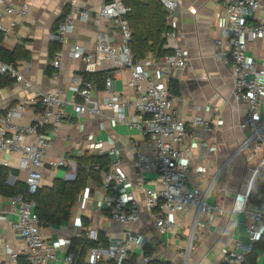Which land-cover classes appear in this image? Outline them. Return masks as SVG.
<instances>
[{
  "label": "crops",
  "instance_id": "1",
  "mask_svg": "<svg viewBox=\"0 0 264 264\" xmlns=\"http://www.w3.org/2000/svg\"><path fill=\"white\" fill-rule=\"evenodd\" d=\"M11 1L16 8L27 3L29 13L24 18L2 17L3 26L9 29V37L5 40L0 33V48L13 52L16 47L22 46L29 51L30 60H20L16 65L23 70L32 87L12 81L10 85L1 88L0 111L25 102V116L18 122L27 125L34 121L41 110L39 93L67 90L73 76L91 74L86 73V66L80 58L69 56L72 46L80 45L92 52L97 35L102 31L110 35L113 45L118 46L120 41L116 37L118 31L111 22L98 18L104 0ZM229 1H182L179 7V29L184 38L181 44L189 58V65L185 70L171 69L163 65L162 58H156L153 53L148 54L153 62L150 69L152 74L162 80L177 97L174 108L177 117L188 123L201 117L215 128L214 133L195 128L184 141L179 163L191 165L186 184L188 189L209 192L208 203L219 207L223 213L213 211L197 216V210L191 206L183 213L173 216L175 225L170 232L157 234L151 214L144 207L140 185L144 178L149 189H159L161 185L158 173L155 170L143 171L138 159L142 154L152 161L155 158L154 147L148 144L139 129L116 124L113 112L105 106H102L103 116L79 115L68 106L64 110L62 126L53 138V146L44 159L41 188H51L59 179L74 180L78 159L87 155L103 156L106 157V171L118 170L134 183V197L140 202L141 217L138 223L129 228L112 221L109 217L107 192L101 181L89 178L85 189H89L90 196L86 205L82 206L78 196L68 222L60 227H43L44 239L58 248L59 260L49 264H69L64 259L74 240H87V233L91 229H95L98 235L103 234L109 242L120 240L127 228L139 233L144 239L143 243L134 246L127 259L130 263L127 261V264L144 255L145 250L151 253L153 260L163 264H224L227 252L237 250L238 244L244 247L248 245V219L244 214H231V210L235 205L246 201L248 206L254 205L264 194V167L261 165L264 152H258L253 145H249L238 153L250 136V131L240 127L246 118L247 105L232 93L234 80L226 65L229 46L224 28L219 27L217 21ZM74 6L88 10L91 17L88 21L81 20L79 16L74 17V32L68 35L64 45L57 43L60 46L58 52L63 54V68L59 70V77L54 79L52 74L55 69L52 63L58 52L52 53L56 43L52 36L58 23L66 19ZM13 22L15 27H11ZM255 22L264 23V10L260 11ZM216 40L224 41V49H216ZM176 43L175 40L166 39L165 48L170 54ZM250 54H260L264 58V48L253 47ZM109 74L112 91L120 94L126 104L130 105L139 97V92L131 86L130 70L120 69ZM71 96L68 91V98ZM93 96L102 101L107 96L105 85L102 88L95 86ZM98 142L103 144L102 155L93 152V146ZM58 158L75 165L74 168L51 167L50 162ZM0 161L8 163L7 167L0 165L9 170L7 186L25 184L27 174L21 167L20 155L4 153L0 155ZM256 170L261 173L255 178L253 172ZM197 171L202 174L199 175ZM11 200L0 195V264H24L22 254L26 244L12 228L16 216ZM8 249L20 255L17 262L11 259ZM255 253L256 261L262 263L264 251L257 249Z\"/></svg>",
  "mask_w": 264,
  "mask_h": 264
},
{
  "label": "built area",
  "instance_id": "2",
  "mask_svg": "<svg viewBox=\"0 0 264 264\" xmlns=\"http://www.w3.org/2000/svg\"><path fill=\"white\" fill-rule=\"evenodd\" d=\"M184 0H159L167 10V23L170 30L164 33L167 40L177 41L171 54L162 58L163 65L175 70H185L189 65V58L185 51L183 34L179 29V7ZM131 8L125 0H104L98 12V18L111 22L118 31L119 45L111 42L107 32H99L95 49L88 52L80 45L70 48L71 58H80L86 66V73L105 72L110 68L128 69L131 72V86L139 92V97L130 105L126 104L122 96L112 91V79L105 80L107 96L100 101L93 96L95 85L84 79L83 75H75L68 89L39 93L41 110L30 124H20L26 113V103L20 102L0 111V155L21 156V167L26 172L25 184L27 190L23 196L13 198L11 206L16 216L12 224L13 230L21 236L26 244L23 257L27 264H49L58 261V248L50 245L43 237V225L35 211L33 196L41 188L43 180L44 159L53 146V138L58 134L65 118L64 110L71 106L76 114L103 116V108L111 110L113 121L129 128H137L145 135L148 144L154 147L155 158L151 161L140 154L138 159L143 171L155 170L158 173L159 189H149L141 179L140 189L144 195V207L151 214L153 226L159 235L166 234L174 228L173 216L183 213L188 207H195L197 216L202 213L223 211L208 203L209 192L187 187L190 174V164H180L183 154V144L187 136L195 128H202L206 133H214L215 128L201 117L192 119L189 123L178 118L175 113L176 95L169 87L157 78L150 69L153 66L148 56L135 62L129 48L132 38L127 17ZM264 10V0H230L223 15L217 18L218 26L223 27L227 37L228 56L226 65L230 69L234 80L233 95L239 96L247 105L246 118L241 124L243 130L250 131V136L238 150L253 145L258 152L264 151V58L262 55L251 56L253 47L264 48V23L255 22L260 11ZM29 13V5L24 3L15 7L11 0H0V33L8 39L9 29L4 27L3 16H18L24 18ZM79 16L83 21L90 20V12L76 6L66 19L58 23L52 40L60 45L66 43L69 34L74 32V17ZM98 22V21H97ZM15 23L11 27H15ZM224 41L216 40L215 46L219 51L224 49ZM63 54L58 52L52 63L55 72L52 78L59 77V70L63 68ZM0 76L17 83L32 84L25 78L23 70L16 64H10L0 58ZM68 91L72 96L68 98ZM103 144L98 142L93 146V152L102 155ZM256 155V152H255ZM0 165L7 167L8 163L0 161ZM264 167V158L261 160ZM50 166L58 168L73 167L65 159H53ZM90 169L97 171L101 177V184L107 192L109 217L112 221L124 227L132 226L140 221V202L134 197L135 185L118 170H102L99 165H92ZM201 175V171H197ZM261 171L253 172L256 178ZM90 196L89 189L79 195V201L85 206ZM247 199V198H246ZM231 214H244L248 219L246 227L248 245L238 244L237 250H230L224 256V264H250L248 256L255 252L258 242H264V194L258 203L248 206L235 205ZM6 219V217H2ZM81 226V224H80ZM126 229L120 240L109 242L108 247L102 245L88 250L86 264H100L111 262L124 264L134 250V246L143 243L139 233ZM91 241H98L95 229L87 233ZM111 243V244H110ZM242 247V248H240ZM191 248V244H190ZM11 259L17 262L20 255L8 249ZM69 264H75L73 254L69 253L64 259ZM151 258L144 255L131 261V264H149ZM255 264H264L263 262Z\"/></svg>",
  "mask_w": 264,
  "mask_h": 264
},
{
  "label": "trees",
  "instance_id": "3",
  "mask_svg": "<svg viewBox=\"0 0 264 264\" xmlns=\"http://www.w3.org/2000/svg\"><path fill=\"white\" fill-rule=\"evenodd\" d=\"M125 4L132 9L127 20L132 31V38L128 45L134 61L143 60L149 53L155 54L158 59L169 55L170 51L165 48L166 39L164 38V33L170 30L167 23L168 12L159 0H125ZM59 50L60 46L54 43L52 53L56 54ZM0 58L7 63L16 64L20 60L29 61L31 55L25 47L18 46L13 52L0 48ZM108 75L110 74L107 72H99L84 74L83 77L85 80L94 83L96 87L102 88ZM11 83L12 80L0 76V89ZM105 160L106 157L103 156L94 157L87 155L80 158L76 161L74 180L59 179L54 182L51 188L42 187L38 190L32 199L35 203V211L44 227H60L70 220L77 197L85 189L88 179L92 177L97 182L101 181L100 174L90 169V167L94 164L99 165L105 171L107 167ZM8 175L9 170L0 167V195L11 199L23 196L27 190L26 185L18 183L13 187L7 186ZM85 224L88 225L87 222ZM99 244L105 248L108 247L107 240L103 234L98 235L97 242L88 239L74 240L69 253L73 254L75 264H86L88 250L92 247H97ZM257 249L264 251V242L257 244L255 251ZM145 255L151 258V253L147 250H145ZM256 258L257 255L254 252L248 256V262L255 264ZM128 262L126 261L124 264ZM24 264H27L26 261H24ZM149 264L163 263L151 258Z\"/></svg>",
  "mask_w": 264,
  "mask_h": 264
},
{
  "label": "water",
  "instance_id": "4",
  "mask_svg": "<svg viewBox=\"0 0 264 264\" xmlns=\"http://www.w3.org/2000/svg\"><path fill=\"white\" fill-rule=\"evenodd\" d=\"M117 70H118L117 68H110V69L105 70V72L110 73V72L117 71Z\"/></svg>",
  "mask_w": 264,
  "mask_h": 264
}]
</instances>
